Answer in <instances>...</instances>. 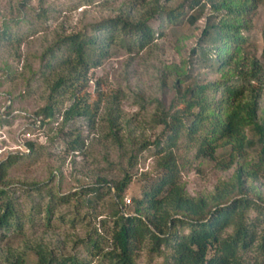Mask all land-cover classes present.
<instances>
[{
  "label": "rangeland",
  "instance_id": "1",
  "mask_svg": "<svg viewBox=\"0 0 264 264\" xmlns=\"http://www.w3.org/2000/svg\"><path fill=\"white\" fill-rule=\"evenodd\" d=\"M228 1L249 6L241 18L245 27L242 35L247 40L248 56L258 60L262 72L260 116V111L264 112V0ZM203 3L202 11L194 8L193 12L187 8V0H0V162L8 155H20L5 171L0 186L14 197L15 208L23 218L21 232L8 233L0 241V264H9L6 257L23 250L26 264H31L33 250L24 247L35 243L53 255L77 257L87 264H108L101 254H89L87 240L100 242L101 252L110 250L113 185L129 178L122 194L123 206L117 202V208L122 214H130L131 198L138 195L141 181L155 173L157 157L152 142L159 136L160 127L154 120L163 110L171 111L177 88L188 85L184 77L199 84L222 78L220 72L208 67L213 52L199 37L208 17L215 23L225 14L210 12L208 1ZM178 7L184 9L183 15L175 23L168 22L165 13ZM194 13L199 15L190 23ZM115 17L130 22L147 18L155 39L137 53L112 45L109 57L90 69L84 81L65 82V92L58 90L53 96V117L35 128L34 118L46 104L49 87L73 75H68L66 66L57 68L51 60L54 55H66L64 51L55 53L57 41L75 33L91 36L96 23ZM74 86L80 87V107L96 106L93 125H87V117H79L63 127V131H75L82 139L83 148L77 152L66 151L65 141L57 132ZM19 142L33 143L34 151L23 153ZM174 155L179 183L192 198L210 196L233 172L219 169L217 159L196 158L195 147L187 145L183 137ZM254 155L247 154L242 160L247 168L255 163ZM256 173L258 179L253 185L264 194V172ZM91 185L100 187L99 200L92 193L79 194ZM47 193L67 198L64 204L52 201L54 211L48 220L42 212L49 200ZM80 197L89 203L80 205ZM160 263V258H151L143 250L135 254L134 264Z\"/></svg>",
  "mask_w": 264,
  "mask_h": 264
},
{
  "label": "trees",
  "instance_id": "2",
  "mask_svg": "<svg viewBox=\"0 0 264 264\" xmlns=\"http://www.w3.org/2000/svg\"><path fill=\"white\" fill-rule=\"evenodd\" d=\"M203 1L187 0V8L193 12L194 8L202 11ZM207 1L210 12L223 11L227 18L214 23L208 17L199 37L213 52L208 67L220 72L222 78L199 84L189 83L190 77H184L188 85L177 88L171 111L163 110L154 120L160 127L159 136L152 142L157 157L155 173L146 175L141 181L138 195L131 198L130 214H122L117 208V202L123 206L122 194L129 178L124 177L113 185L115 204L111 213L110 250L101 252L100 242L87 240L89 254H101L108 264H134L135 254L141 250L151 258H160V264H264V194L253 185L258 179L256 172H264V112L260 111L259 116L263 81L258 60L248 56L247 40L242 35L245 27L241 18L249 6L236 2L231 5L228 0ZM183 10L178 7L167 11V21L175 23ZM198 15L194 13L189 22L195 21ZM147 20L130 22L120 17L109 18L96 23L91 36L75 33L59 39L55 53L64 51L66 55L58 58L54 55L51 60H55L57 68L66 66L68 75H73L71 79H58L49 87L46 104L34 118L38 120V127L48 123L54 115V94L58 90L65 92V82L71 85L78 78L84 81L90 69L100 66L109 57L112 45H120L129 53L147 47L156 34ZM262 42L261 57L264 59V32ZM79 89L74 86L68 97L57 131L65 141L66 151L72 152L80 151L83 141L75 131L65 132L63 127L79 117H87V125H93L96 113V106H79ZM181 137L187 145L195 147V157L199 160L217 159L219 169L233 170L228 182L216 185L210 196L189 197L179 183L174 149ZM25 146L27 154L34 151L33 143L25 142ZM253 153L255 163L247 168L242 160ZM18 157L20 155H8L0 162V185L5 171ZM98 187L82 188L79 194L92 193L95 200H99ZM47 196L49 200L42 209L46 220L54 211L52 201L64 204L67 199L54 198L51 193ZM13 199L5 186H0V241L6 234L22 230L23 218ZM77 202L82 205L89 203V199L80 197ZM36 214H40L39 209ZM26 248L33 250L31 264L89 263L73 256L53 255L39 243ZM6 261L26 264L24 250L6 257Z\"/></svg>",
  "mask_w": 264,
  "mask_h": 264
},
{
  "label": "built area",
  "instance_id": "3",
  "mask_svg": "<svg viewBox=\"0 0 264 264\" xmlns=\"http://www.w3.org/2000/svg\"><path fill=\"white\" fill-rule=\"evenodd\" d=\"M34 127L35 128H39L38 126H39V123H38V120L37 119H34ZM29 137V134H26L25 135V138H28ZM19 146L23 149L22 150V152L23 153H28V149H27V147L25 146V143H22V142H19ZM126 202H128L129 203V201L128 200H126Z\"/></svg>",
  "mask_w": 264,
  "mask_h": 264
}]
</instances>
